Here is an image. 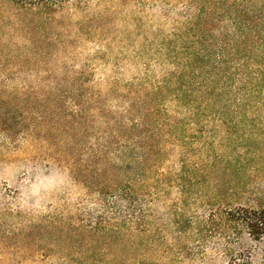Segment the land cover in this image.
<instances>
[{
    "label": "rangeland",
    "instance_id": "rangeland-1",
    "mask_svg": "<svg viewBox=\"0 0 264 264\" xmlns=\"http://www.w3.org/2000/svg\"><path fill=\"white\" fill-rule=\"evenodd\" d=\"M43 1L0 0V97L45 91L85 69L108 114L123 115L130 90L160 86L198 50L200 31L211 28L204 25L202 0H51L59 3L47 11L46 28L57 38L49 53L46 40H26L21 29L32 25L30 13ZM90 108L87 117L96 124L98 112ZM248 119L243 132L257 130V136L232 150L228 126L209 120L204 132L212 152L200 156L209 162L215 155L250 158L245 170L205 172L200 184L182 191L180 151L172 149L154 198L134 212L121 203L120 215L97 205V195L64 165L38 158L39 147L0 135V264H228L240 258L264 264V238L233 230L221 213L264 205V110ZM96 136L88 131L85 139Z\"/></svg>",
    "mask_w": 264,
    "mask_h": 264
},
{
    "label": "trees",
    "instance_id": "trees-1",
    "mask_svg": "<svg viewBox=\"0 0 264 264\" xmlns=\"http://www.w3.org/2000/svg\"><path fill=\"white\" fill-rule=\"evenodd\" d=\"M58 3L43 1L30 13L32 25L21 27L26 28V40H46L49 53L50 41L57 38L46 28L51 20L47 11ZM200 12L204 25L211 26L200 31V48L160 86L145 93L141 84L130 90L133 96L125 101L123 115L108 114L107 106L98 101L100 93L87 85L90 73L84 69L54 80L45 91L1 96L0 135L10 143L39 147L38 158L64 165L74 180L81 179L97 195V205H111L119 215L121 203L134 212L154 198L161 184L159 169L172 149L180 151L177 180L182 191L192 182L200 184L205 172L245 170L250 158L215 155L209 162L200 156L212 152L204 132L209 120L228 126L231 150L257 136V130L246 135L242 127L250 113L264 110V0H202ZM90 105L98 112L96 124L87 117ZM190 126L198 127L199 134H187ZM37 130L41 136H36ZM94 130L96 138L87 141L88 131ZM16 133L24 136L16 140ZM109 198L116 201L109 203ZM221 213L233 230H246L255 240L264 238V205ZM228 264L248 262L240 258Z\"/></svg>",
    "mask_w": 264,
    "mask_h": 264
}]
</instances>
